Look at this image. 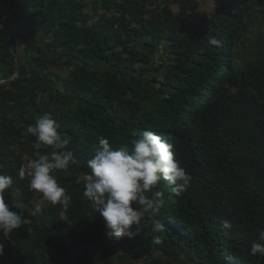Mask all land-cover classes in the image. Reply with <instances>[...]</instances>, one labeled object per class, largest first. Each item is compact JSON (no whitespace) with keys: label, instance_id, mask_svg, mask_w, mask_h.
Wrapping results in <instances>:
<instances>
[{"label":"trees","instance_id":"16d2710c","mask_svg":"<svg viewBox=\"0 0 264 264\" xmlns=\"http://www.w3.org/2000/svg\"><path fill=\"white\" fill-rule=\"evenodd\" d=\"M149 1L0 0V174L27 220L0 240V264H264L250 255L264 228V0ZM44 114L78 161L54 173L67 210L19 176L22 154L51 151L26 134ZM143 130L173 145L190 185L153 189L166 201L162 233L145 214L131 238H110L80 178L100 138L130 148Z\"/></svg>","mask_w":264,"mask_h":264},{"label":"clouds","instance_id":"9594fccd","mask_svg":"<svg viewBox=\"0 0 264 264\" xmlns=\"http://www.w3.org/2000/svg\"><path fill=\"white\" fill-rule=\"evenodd\" d=\"M210 43L218 45L219 41L212 39ZM58 127L49 114L40 116L34 125L27 127L26 134L35 137V149H51L30 161L28 187L39 194L43 201L59 204L67 210L71 197L58 185L54 173L57 170L67 171L70 165H76L78 161L71 150H66L69 140L62 138ZM87 166L90 172L82 174L80 178L84 184L83 195L103 219L106 235L116 239L135 235L133 226L138 233L145 214L153 217L152 231L162 233L166 225L155 217L160 214L166 201L163 192L153 189L163 180L168 182L174 194L180 195L188 189L191 181L174 155L173 145L152 130L140 132L130 148L128 145L113 147L109 139L100 138ZM19 176L23 178L25 172L21 170ZM6 190L13 197L16 196L13 178L0 174V240L10 238L15 230L27 223L20 212L10 210L21 209L22 204L17 199H13L11 205L6 203ZM134 204L138 207H133ZM223 226L231 229L232 223L224 220ZM154 242L159 244L160 237H155ZM3 255L4 244L0 242V256ZM250 255L264 258V228L257 229Z\"/></svg>","mask_w":264,"mask_h":264},{"label":"built area","instance_id":"2783aa9c","mask_svg":"<svg viewBox=\"0 0 264 264\" xmlns=\"http://www.w3.org/2000/svg\"><path fill=\"white\" fill-rule=\"evenodd\" d=\"M172 3H174V0H150L146 6V10L147 11L159 10ZM146 17H149V15L147 14ZM30 161L32 160L26 154L21 155L22 170L25 171L27 175L28 172L30 171L28 167ZM144 263L145 261L142 257H139V255H135L123 261H119L114 258L111 263H106V264H144Z\"/></svg>","mask_w":264,"mask_h":264},{"label":"water","instance_id":"95a60500","mask_svg":"<svg viewBox=\"0 0 264 264\" xmlns=\"http://www.w3.org/2000/svg\"><path fill=\"white\" fill-rule=\"evenodd\" d=\"M11 49H12L13 55H14L15 60H16L15 75L11 78V79H13L15 76H17L19 74L20 69H19V60H18L17 54L15 52V48H14V45L12 44V42H11ZM5 82H6L5 80H2V81H0V84L5 83Z\"/></svg>","mask_w":264,"mask_h":264},{"label":"rangeland","instance_id":"374dc122","mask_svg":"<svg viewBox=\"0 0 264 264\" xmlns=\"http://www.w3.org/2000/svg\"><path fill=\"white\" fill-rule=\"evenodd\" d=\"M203 6H204V4H203ZM174 8H175V5H174ZM202 9H203V11L205 10V8H203L202 7ZM248 46H249V49H248V52H249V50H250V43H248ZM158 55L160 54V52L159 53H157ZM42 201H43V199H42Z\"/></svg>","mask_w":264,"mask_h":264},{"label":"crops","instance_id":"0c3cea01","mask_svg":"<svg viewBox=\"0 0 264 264\" xmlns=\"http://www.w3.org/2000/svg\"><path fill=\"white\" fill-rule=\"evenodd\" d=\"M112 248H115V247H112ZM115 251H116V249H115ZM118 251V250H117ZM117 251L114 253V255H117Z\"/></svg>","mask_w":264,"mask_h":264}]
</instances>
